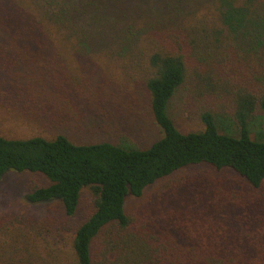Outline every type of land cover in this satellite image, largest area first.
I'll return each instance as SVG.
<instances>
[{"label":"trees","instance_id":"16d2710c","mask_svg":"<svg viewBox=\"0 0 264 264\" xmlns=\"http://www.w3.org/2000/svg\"><path fill=\"white\" fill-rule=\"evenodd\" d=\"M138 2L0 0L4 67L37 64L50 84L77 91L78 78L69 73L67 80L57 78L66 66L57 60L67 52L127 57L129 65L141 64L149 112L159 129L142 148L76 143L63 133L0 135V179L13 170L39 173L48 182L31 189L27 201L57 200L71 216L83 188L93 196L92 210L73 231L66 254L47 249L45 241L58 242L56 229L57 234L45 229V236L38 233L39 223L0 219V264H264V214L252 216L248 205L243 214L224 212L215 198L204 199L179 222L162 226L154 220L146 222L149 227L124 211L126 196H139L157 179L190 165L228 168L253 189L264 181V138L250 135L249 127L256 111L264 120V82L256 75L255 82L245 73L238 82L226 75L230 58L252 61L250 55L264 53V0ZM140 7L151 15L148 21L141 17L142 24ZM189 76L203 83L214 103L228 99L234 132L220 129V114L209 109L199 113L200 130L175 126L168 105Z\"/></svg>","mask_w":264,"mask_h":264},{"label":"rangeland","instance_id":"374dc122","mask_svg":"<svg viewBox=\"0 0 264 264\" xmlns=\"http://www.w3.org/2000/svg\"><path fill=\"white\" fill-rule=\"evenodd\" d=\"M127 4L137 6L139 2L127 0ZM142 7L137 12L138 22L141 17H147V21L151 17L143 14L145 9ZM250 57L252 61L230 58L232 69L229 68L226 75L233 76L237 82L243 78V73L253 82L256 75L264 82V53ZM57 61L66 62L61 68L63 73L57 78L67 80L68 73L78 78L77 91L70 90V85L61 91L57 85L50 84V75L37 64L24 62L6 68L0 61L1 136L51 137L63 133L76 143L125 142L141 148L159 136V129L149 112L139 62L129 65L127 57L112 58L108 53H101L85 58L72 52ZM237 67L238 71H233ZM212 99L205 94L203 83L189 76L170 100L168 113L179 130L191 131L202 128L199 113L209 109L214 116L220 114V129L234 132L228 118V99L216 103ZM249 127L250 135L264 138V120L260 112H255ZM47 184L46 178L39 173L7 170L0 179V219L39 223L43 227L38 233L43 232V235L46 230H57L58 242L51 246L45 241L47 249L66 254L73 231L92 210L93 196L83 188L71 216L63 213L57 200L34 203L26 200L25 195L31 189ZM214 198L222 203L219 206L224 212L235 210L243 214L244 205H248L254 210L252 216H255L254 212L264 214V181L253 189L228 168L215 170L205 164L190 165L157 179L139 196H126L124 211L145 225L159 220L164 226L172 221L179 222L183 214L194 213L204 199ZM116 255L114 253L111 258Z\"/></svg>","mask_w":264,"mask_h":264}]
</instances>
